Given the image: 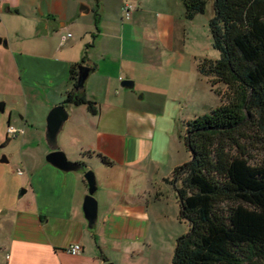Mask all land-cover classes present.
<instances>
[{
  "label": "crops",
  "instance_id": "obj_1",
  "mask_svg": "<svg viewBox=\"0 0 264 264\" xmlns=\"http://www.w3.org/2000/svg\"><path fill=\"white\" fill-rule=\"evenodd\" d=\"M212 15L187 19L181 0H0V264H171L178 235L161 206L164 179L183 161L173 156L178 124L220 101L198 70L218 58L198 41ZM81 63L95 113L63 104ZM59 103L68 111L60 149L95 174L92 228L84 171L46 160V117Z\"/></svg>",
  "mask_w": 264,
  "mask_h": 264
},
{
  "label": "trees",
  "instance_id": "obj_2",
  "mask_svg": "<svg viewBox=\"0 0 264 264\" xmlns=\"http://www.w3.org/2000/svg\"><path fill=\"white\" fill-rule=\"evenodd\" d=\"M181 1L187 19L208 4ZM217 5L218 15L212 0L208 28L219 57L203 59L198 70L220 104L183 123L189 160L166 180L189 229L177 236L171 264H264V0ZM77 66L63 104L95 113V103L74 91Z\"/></svg>",
  "mask_w": 264,
  "mask_h": 264
},
{
  "label": "water",
  "instance_id": "obj_3",
  "mask_svg": "<svg viewBox=\"0 0 264 264\" xmlns=\"http://www.w3.org/2000/svg\"><path fill=\"white\" fill-rule=\"evenodd\" d=\"M216 6H217V15H218L219 9L217 5V0H216ZM80 12L87 13L88 12L87 7L85 5H81ZM213 28H214V24H213ZM219 38L222 39L221 37ZM90 71L91 68L89 66L83 63L78 65V75L74 86L75 93L84 91L85 82L88 78ZM121 85L124 87H131L133 83L129 80H124L121 82ZM3 110H4V104L3 102H0V112H3ZM67 119H68V111L66 110L63 104L59 103L57 105H54L49 110L46 117L44 139L50 152L46 155V160L55 167L63 171H79V170L84 171V178L87 182L88 192L84 197L83 210H84L85 218L88 222V226L92 228L97 220V201L94 197V194L97 189L96 178L94 171L92 169L86 170V166L83 163L69 160L66 154L64 153V151H62L59 147L58 144L59 135L63 130L64 124ZM3 161L4 162L6 161L5 155H2L0 158V162Z\"/></svg>",
  "mask_w": 264,
  "mask_h": 264
},
{
  "label": "rangeland",
  "instance_id": "obj_4",
  "mask_svg": "<svg viewBox=\"0 0 264 264\" xmlns=\"http://www.w3.org/2000/svg\"><path fill=\"white\" fill-rule=\"evenodd\" d=\"M211 3H212V0H208V4L206 6L207 12L205 14H203L204 16H201L202 14H199L200 16H198L197 19H200V21H202L203 19H207L208 16L211 15V10H212V4ZM80 4L87 5L85 2H81ZM93 16H94L93 12H90L88 14L80 16V19L90 18ZM199 23H200L201 33H198L200 35L199 36L200 39L198 38V41H200L199 43L201 44V53L209 54V55L215 54L217 57H219V52L216 49H214L212 46L211 36L209 34L208 23L206 22V24L204 26H203L202 22H199ZM217 87H219L222 90L225 88L222 84H219ZM217 104H220V101H218ZM209 113H210V111H207V114H209ZM186 114H187V111H186ZM185 118L179 122L178 127L180 126V124L182 126V123L186 122L187 120L194 119L195 117H190V119L189 118L185 119ZM11 137H13V136H11ZM181 141H183V139ZM173 156H175V157L178 156V158H180V160H183V161H181L182 163L189 160V153H188L186 147L184 146V141L181 143L180 152L178 153L175 150ZM170 175H171V173L169 174L168 177H165V179H164L163 188L164 189L168 188V192L164 191L165 192L164 195L166 197H165V199H163V204L161 207L163 208L164 211H166L168 213V216H169L168 218L172 219L171 221H172L173 233H176L179 236L182 234H186L188 232L189 227H188L187 222L179 219V205H178V202L176 199V195L174 196V193H175L174 188H173V185L166 180V179H170ZM176 214H177V217H176Z\"/></svg>",
  "mask_w": 264,
  "mask_h": 264
},
{
  "label": "built area",
  "instance_id": "obj_5",
  "mask_svg": "<svg viewBox=\"0 0 264 264\" xmlns=\"http://www.w3.org/2000/svg\"><path fill=\"white\" fill-rule=\"evenodd\" d=\"M124 10V14H125V17L126 18H129L130 17V14H131V11H132V6L131 5H128L126 4L123 8ZM71 34H67V36H70ZM64 37V38H66ZM63 38V39H64ZM18 132V129L16 127H14L13 125H8L7 127V133L10 134V135H16V133ZM82 247L80 244L78 243H73L71 245L68 246L67 248V252L70 253L71 255H76L78 254L80 251H81Z\"/></svg>",
  "mask_w": 264,
  "mask_h": 264
}]
</instances>
